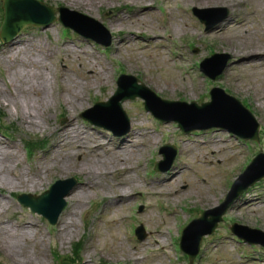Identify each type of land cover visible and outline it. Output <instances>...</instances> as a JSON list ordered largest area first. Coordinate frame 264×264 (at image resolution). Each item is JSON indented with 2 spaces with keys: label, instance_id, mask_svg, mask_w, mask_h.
<instances>
[{
  "label": "rangeland",
  "instance_id": "obj_1",
  "mask_svg": "<svg viewBox=\"0 0 264 264\" xmlns=\"http://www.w3.org/2000/svg\"><path fill=\"white\" fill-rule=\"evenodd\" d=\"M41 1L55 6L63 5L98 19L113 37V43L111 49L105 51L103 46L93 40L86 39L72 31L70 33L65 32L62 24L58 21L53 22L47 28L29 26L22 30V38L41 40L35 51L44 56L46 66H48L49 69V71L44 70V76L49 82L48 95L50 96V107L46 111L45 118L43 119V126L30 128L24 123L21 117L22 110L20 107L13 106L5 99L6 97L2 95L3 93L11 95V92H14V90L16 91V85H18L16 74L21 76L22 70L20 66L14 62L15 56H7L5 52H2V49L6 46L0 42V91L2 92L0 94V108L3 109L7 115L4 124H15L17 127L13 138L8 139L0 134V141L10 144L19 154L20 166L16 165L15 174L21 167L26 168L27 173H30L28 167L32 162L33 165L35 163H45L51 167L48 171H44L43 169L41 177L42 182L36 190L15 188L11 184H3L0 181V197H3L9 205L6 209H0V221H2L5 226L12 225L14 228H18V226H21L23 223L29 222L34 223L38 227V229H33L36 235L34 239L21 241L18 249L19 255L17 256L9 255L6 251V246L2 243V240H0V264H21L24 258L32 259L37 249L36 246L44 251L43 257L47 259L48 264H60L63 257L74 258V243L80 239L84 240L81 254L83 258L88 260V264H118L119 262L130 264V262H127L129 258L126 253L127 251L131 252L132 255L134 253L137 254L140 258L137 264H159V258L156 256H159L164 264H188L183 257H180L178 262H169L166 255L160 253L154 255L151 252L149 249L150 247L146 245L152 243V234L150 231L155 229L154 227L149 226L150 228L146 231V238L143 239L145 240L143 242L145 247L137 249L136 251L133 250V242L131 241L133 236L131 234H135V229L141 224L140 222H133L130 224L133 219H129V214L140 212L139 210L136 212L140 202H135L134 199L121 206H105V211L109 213H106V216L105 211L102 213L105 216V221L97 226L94 222L96 217L101 213L100 210L103 208L102 204H105V200L102 194L93 196L86 202L83 210L78 214V234L71 239H65V243H62L59 238L60 227L50 225L41 216L32 213L28 208L22 207L16 200V196L21 193L39 194L48 189L57 179L76 176L78 180L81 181L85 176L79 172L68 171L69 169L65 172H63L62 168H57V170H55L57 167L55 165H63V161L51 160L48 154H46V151L39 152L32 160L28 159L23 142L25 138L30 136L47 137L49 139V147L47 150H49L53 143V139L56 137L55 128L65 125L68 121V115L71 114V112L76 116V122L79 125H92L81 117V113L92 107L96 99H108L116 90L117 75L119 76L125 72L139 76L143 82L158 95L171 100L182 99L187 102L196 101L199 103L204 100L209 101L210 87L221 86L227 89V92L240 98L246 105L248 104L255 114L262 126L263 139L261 147L255 145L253 142L248 143V146L247 142L243 144L238 141L236 137H229L227 132L216 129L194 131L189 135H183L174 122L162 123L154 119L143 108V101L141 99L136 98L124 102V108L129 118L134 120L135 126H137L140 131H146L136 143L141 144V146L144 144L148 150V152L145 154L143 152V155L133 162L136 173H131L129 176H131L132 179L138 178L141 180L144 172L148 170V176H154L155 166L158 159L161 158L160 155L158 156V148L167 140V132L170 131L172 135L170 137V142L178 141L181 149V140L186 138L189 139V141L185 142L187 144V149H182V155L186 156L190 164L198 168L200 173L206 176L207 174L212 176V184L217 180L219 181H217L219 186L216 190H211V195L217 199V201H221L224 193L231 189L234 180L246 169L250 160L247 159L250 155V148L253 152L259 151L260 148L264 150V66L248 68L238 65L244 58H240L238 53L230 51L229 49H224L220 46L217 47V43H222V41L220 38L216 39L213 36V30L216 27L222 26L224 28V34L232 37L234 43L238 45H242L245 42H247V46L251 43L257 44L259 42H264V0H238L241 1L240 5L232 8L230 16L209 32L205 31L204 25L201 24L194 15V6L188 3L190 0H152L159 8L157 10V18L145 21L144 26L140 25L139 28L155 35L160 34L163 38L153 39L144 38V36L142 38L129 37V43L124 45L117 52L115 46H117L120 37H118V34L113 31L109 25L112 21H115L114 15L117 11L121 10L128 12L133 8L131 2H129L128 5H124L121 1L115 6L97 5L93 9H88L81 5H70L68 1L65 0ZM162 5L169 6V10L171 9L173 11L175 16L173 23L166 24L168 19L166 13L161 9ZM215 6L220 7L226 5L216 4L208 6L207 8ZM121 15H124V13H121ZM181 17L188 18L187 24L192 26V29L186 31L184 34L177 35L173 32L174 29L171 28H174L175 24L183 25V23L180 22ZM235 20H243V22L234 28V26H236ZM64 43L70 44L73 51L71 52L68 50L67 52L64 50ZM175 48H178L181 54L178 57H175L171 52V50ZM195 50L197 51L195 52ZM48 51H50L51 56H49L50 54ZM214 51L227 53L230 56V64L216 81H211L200 71L197 62L203 60L208 53L212 55ZM182 57H184L185 61H181ZM90 58H95L98 63H100V65L97 64L98 66L95 69L96 72H98V69L101 70L102 67L110 72V80L106 82L103 87L92 84L93 76L90 74V67L87 64ZM63 63L69 68V70L66 71V77L74 76L72 72L74 71L76 77L90 86L89 90L84 91L85 103L83 105L79 103L76 109H70L67 104L53 97L54 92L58 90L60 85L63 83L67 84L66 80L55 79L54 77V75L59 73V65ZM181 63L188 68L189 73H186L183 69H176L177 65ZM165 67L175 70L172 74L175 75V80L178 84L169 89L162 90L153 83V79L164 82L163 80L166 77ZM130 68H133V70ZM20 71L21 73H19ZM144 75H147L148 79L152 78V81H147ZM16 93L17 92H14L13 95H16ZM166 114L169 116L173 115L171 112H166ZM62 120H64L63 123ZM201 122L207 124L216 122V120L205 119ZM97 129L101 131L100 133L103 134L105 138H108L107 140L110 139L113 143H117L116 138L113 137L110 131L100 127H97ZM204 139L209 140V142L206 144L202 143L201 141ZM143 149L144 147L142 146L141 150ZM61 152L62 151L59 150L58 153ZM152 154L153 156L149 163L148 159ZM41 158L43 161H40ZM79 159L80 158L77 157L75 161ZM209 161L213 164L209 165ZM237 163L240 164L236 166ZM175 165H177V163ZM231 167L233 168L231 169ZM224 168L230 169L224 170ZM115 171L116 170H114V172ZM14 173L9 176L13 177ZM113 175L108 173L102 180V183L107 186H116L117 180ZM156 176L157 175H155V177ZM155 177L152 179H156ZM172 177L173 174L171 173L169 175L166 174L165 178L167 180L166 184L171 186L167 188V191L170 193L168 198V202L170 203L169 206L165 208L164 212H161L156 205L158 199H154L152 200L154 211H151L150 215L147 217L153 224H160L157 231L166 233V231L172 230L175 232L178 244L184 229L194 219L199 218L207 208L198 201L197 197L189 198L188 196V199L179 202L173 199L175 196L173 190H179L185 183L195 182L201 184L197 175L185 169V171L180 172V174L174 178V180H177L176 182H173L174 180L171 181ZM201 186L205 193H211L209 185L201 184ZM190 192L195 193L194 189H190ZM248 193L245 195L246 197L250 196L256 198L258 196L260 199L264 200V180L256 186H253ZM252 193H256L257 196H251L250 194ZM245 196L243 195L236 204L246 202V199H244L246 198ZM258 200L259 199H256V202ZM235 205L233 207H235ZM186 208H192L191 210H194V214L192 213L193 215L191 217ZM67 209L69 210L70 208L68 207ZM123 215H128V218L126 220H120ZM162 217H167V221L163 222ZM118 219L120 221H118ZM170 219L172 220L168 224ZM178 219L179 223L177 225ZM112 220H116V222H112ZM233 221L249 225L252 228L256 227L264 230V203L260 205H251L250 208L248 207L246 210L243 209L241 211L233 210L232 212L231 209L228 210L225 214V220L220 224L221 226L219 225L218 229L212 235L205 238V244L203 246L205 249L204 254L196 260V264H264V250L257 249V246H251L256 248L254 251L253 248H250L244 242L240 243L236 237L230 233V226ZM118 223L119 230L113 232L111 225L113 224L117 227L116 224ZM28 233L29 236L32 237V230ZM245 233L247 234V231H245ZM96 234H100L98 238ZM254 237L257 236L254 235ZM171 241L172 240L169 239L170 253L174 260L175 249L171 246ZM239 246L246 249L249 253L259 252L258 254L247 256L253 261L260 262L243 259L239 250H237ZM26 264L34 263L31 262ZM75 264H79V262L76 261Z\"/></svg>",
  "mask_w": 264,
  "mask_h": 264
},
{
  "label": "bare ground",
  "instance_id": "obj_2",
  "mask_svg": "<svg viewBox=\"0 0 264 264\" xmlns=\"http://www.w3.org/2000/svg\"><path fill=\"white\" fill-rule=\"evenodd\" d=\"M68 1L70 5H81L88 9H93L97 5H107L115 6L122 1V4L128 5L131 2L132 9L128 12L118 11L115 15V21L110 23V28L117 32L121 37L117 45L119 50L121 47L129 43V37L142 38V35L147 34L148 37L155 36L156 38L160 35L147 32L139 28V26H144V22L148 20H154L157 18L155 12L156 5L152 3V0H65ZM192 6L208 7L216 4H224L230 9L239 6L241 1L238 0H190ZM124 13V15H121ZM175 16L169 13L168 20L169 23H173ZM229 21V20H228ZM180 22L182 24H175L173 32L177 35L186 33V31L192 29L189 26L188 18L181 17ZM243 20H235V24L239 26ZM136 26V28H135ZM152 35V36H151ZM216 39L220 38L222 43H217V47H222L224 49H229L230 51L238 53L242 61L239 63L240 66H247L251 68H257L260 65H264V43H251L247 46V42L242 45L234 43L232 37L224 34V28L220 26L214 31L213 35ZM41 40H29L25 38H20L18 42L11 44L10 49L7 53L10 56H15V63L20 66L22 70V75L16 74L18 79V85L16 91L20 92L18 96H9V94L3 93L6 100L9 101L13 106H18L22 110L21 116L26 125L30 128L42 127L43 119L45 118L46 111L50 107V96L48 95V80L44 76V70H48L46 66V60L44 56L38 54L35 49L38 48V44ZM65 47L72 50L71 45L64 43ZM6 51L7 48L2 49ZM43 53V52H41ZM89 65L90 74L93 76V85L103 86L106 82L110 80V72L106 69H95L98 66V62L95 58L87 61ZM182 64L179 65L181 67ZM133 70V68H130ZM166 77L164 82L157 79H153V83L160 87L162 90L169 89L178 83L175 80V75L172 74L175 70L165 67ZM74 76L65 77L64 73H60L55 79L66 80L67 84L63 83L59 86L53 94V97L60 102H65L70 109H76L78 104L85 103L84 91L89 89V85L76 77L75 72L72 71ZM21 73V71L19 72ZM146 79L152 81V78ZM2 92L0 91V94ZM22 95V96H21ZM22 97V100H21ZM56 140L52 143V150L49 155L51 160L63 161V165H55L57 168H62L63 172H79L85 176L83 180L80 181L79 185L70 194L68 200L71 201L70 209L66 211L64 217L60 220V231L59 238L62 243H65V239L72 238L79 232L77 217L79 212H81L88 200L93 196L102 194L106 198L105 206H118L127 204L131 199L136 198L137 194H141L147 198H151L155 195L162 197L170 196V193L164 189V180L161 178H156L151 180L149 184L147 182H142L137 179H132L129 177L132 172L134 165L133 162L139 159L143 155L144 150H141V145L133 146L134 140H137L143 135V131L139 128L131 131L129 137H133V142L127 143V139L123 138L121 144L117 146L110 145V142L106 140L105 136L101 134L94 126H81L70 118L67 124L55 128ZM132 142V143H131ZM131 143V144H130ZM114 148V149H111ZM61 150V153H58ZM109 155L110 158L103 157V155ZM79 160L75 161V158ZM19 161L18 153L5 142L0 141V181L3 184H11L15 188L31 189L36 190L42 182L41 171L42 167L36 165L32 173H27L26 168H20L17 174L14 173L16 169V163ZM64 166V167H58ZM51 167L45 166V171ZM122 171V180L117 186H107L102 183L105 175L113 172L114 170ZM14 173L13 177L9 175ZM65 175V174H63ZM151 188L156 191H147ZM195 189L196 193H191L190 189ZM201 185L196 183H191L185 185L183 190H178L177 194L180 196L197 197L198 201L203 205H214L216 204V199L205 193L199 191ZM201 190V189H200ZM199 195V197L197 196ZM247 207L249 206L247 202L245 203ZM9 205L4 198L0 197V209H6ZM147 208L152 210V204L148 203ZM1 212V210H0ZM116 222V220H112ZM33 223H23L18 228H14L12 225L5 226L2 221H0V240L6 246V251L11 256L19 255L18 249L20 247L21 241H27L29 236V231L32 230V238H34L35 231L33 230ZM112 231L116 230L115 225H111ZM161 235V232H157ZM115 237V235H114ZM168 235L163 236V234L158 237L154 235L153 241L154 245L151 247L166 248L162 245L166 242ZM116 238V237H115ZM147 246V245H146ZM34 256L32 259L24 258L22 264L34 263V264H48L47 259L44 258V251L36 246ZM145 247L143 243L135 244L133 249H141ZM129 256L128 260L134 259L138 261L135 255L131 252L127 253Z\"/></svg>",
  "mask_w": 264,
  "mask_h": 264
},
{
  "label": "water",
  "instance_id": "obj_3",
  "mask_svg": "<svg viewBox=\"0 0 264 264\" xmlns=\"http://www.w3.org/2000/svg\"><path fill=\"white\" fill-rule=\"evenodd\" d=\"M22 0H6V6L9 7V4L12 3V2H20ZM46 12H47V15L43 18L41 17H35L32 21H34L35 23H44L45 25H48L52 19H54L53 17V12L54 10L49 8V7H46V6H41ZM10 17V14H9V11L7 12V18L9 19ZM64 24L67 25V26H71V27H74L72 26L71 24L67 23L65 21V19L63 20ZM24 23H21L20 25H23ZM77 31H79L80 33L88 36V37H93L95 39H98L97 37L93 36V35H90L86 32H83L82 30L74 27ZM18 32V29L15 28L13 30H11L9 33H8V29H6V31L2 34L3 38L4 39H11L13 38ZM99 41L107 44L106 42L98 39ZM225 63L221 66L220 70L221 71L224 67ZM218 71V72H219ZM214 77H215V74H214ZM123 79V78H122ZM125 80V79H123ZM123 80L121 81L120 85H121V89H119L118 93L116 94V96L114 97V100L112 102V104L114 105V108H115V111L116 112H121V109H120V103L119 101L121 100H124L128 97H135L137 94L138 95H141V96H144L146 99H147V105L149 106V102H151V99L149 97H147L144 93H139V92H134L133 94L131 95H126L123 88H122V85H123ZM153 97V96H152ZM167 103V102H166ZM215 103V101H213L212 103H208L206 104L204 107H211L213 106ZM109 105V104H108ZM107 106V105H105ZM149 108H151L154 113L160 117V118H163L165 119L162 115L158 114L156 112L155 109H153L151 106H149ZM245 113V117L242 119V121H244L246 124H247V121L248 122H253L254 119L253 117L246 111H243ZM124 115V114H123ZM124 118H125V115H124ZM126 119V118H125ZM178 121H180L181 125L186 129V130H190L191 128H188L186 126V123L185 121L182 119V118H176ZM230 121L231 122H234L232 117L230 118ZM95 123L99 124V125H102V126H105L107 128H110L112 130H114L116 133H118L115 129V127H113L110 123L108 122H102V121H94ZM228 128L235 132V133H238L239 135L241 136H244V137H247V134L245 132L242 131V129L240 128V126H238L237 124L235 123H232V124H228L227 125ZM257 128L255 127V130H254V135L253 136H256L257 134ZM74 183V182H73ZM73 183H71L70 185H68L67 187L64 188L63 191L61 192H57V189L58 187L62 184V182H58L54 187L53 189L50 191V192H47L46 194H44V196L41 197L42 199V208L41 209H37L38 211L40 212H43L45 210H51V209H55L52 214H53V219L55 220V218L60 214L61 210L63 209L64 205H65V201L63 200V197L65 194H67V192L69 191V189L72 187ZM37 208V205L35 206Z\"/></svg>",
  "mask_w": 264,
  "mask_h": 264
}]
</instances>
